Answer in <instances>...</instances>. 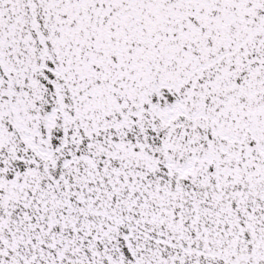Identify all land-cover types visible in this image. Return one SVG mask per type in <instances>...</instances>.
I'll use <instances>...</instances> for the list:
<instances>
[{
	"label": "snow or ice",
	"instance_id": "snow-or-ice-1",
	"mask_svg": "<svg viewBox=\"0 0 264 264\" xmlns=\"http://www.w3.org/2000/svg\"><path fill=\"white\" fill-rule=\"evenodd\" d=\"M0 264H264V0H0Z\"/></svg>",
	"mask_w": 264,
	"mask_h": 264
}]
</instances>
